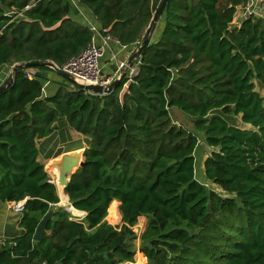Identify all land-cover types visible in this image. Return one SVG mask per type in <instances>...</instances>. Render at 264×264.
<instances>
[{
  "label": "trees",
  "instance_id": "16d2710c",
  "mask_svg": "<svg viewBox=\"0 0 264 264\" xmlns=\"http://www.w3.org/2000/svg\"><path fill=\"white\" fill-rule=\"evenodd\" d=\"M65 1L0 0V78L15 64L63 67L88 47L94 33L68 16ZM248 1L167 0L136 74L127 72L108 95L45 66L14 74L0 94V202L26 203L22 233L2 241L0 264H136L137 239L146 264H264V96L257 90L264 88V20L234 25ZM80 2L107 34L138 49L161 0ZM32 69L61 82L45 95ZM172 109L192 129L176 123ZM64 120L88 141L85 166L64 190L86 214L81 220L58 206L57 186L39 160L38 140ZM199 133L213 149L204 181L228 196L196 178ZM114 201L120 226L107 220ZM50 210L44 238L35 241Z\"/></svg>",
  "mask_w": 264,
  "mask_h": 264
},
{
  "label": "crops",
  "instance_id": "0c3cea01",
  "mask_svg": "<svg viewBox=\"0 0 264 264\" xmlns=\"http://www.w3.org/2000/svg\"><path fill=\"white\" fill-rule=\"evenodd\" d=\"M260 1L264 10V0H260ZM65 7L68 11V16L70 18H73L81 22L83 25L88 26L89 28H91L92 26L97 27L98 33L95 34L94 41L95 44L101 47L104 51V55L100 61V68L102 74L104 77L112 78L113 80L117 79L121 72V71L119 72L120 64L122 62H128V60L133 55V53L136 52L137 48L135 46L132 47L123 46L116 40L110 42L109 44H105L102 34L101 23L98 21V19L93 14V12L86 5L81 3L80 0H66ZM234 25H239V24L236 23ZM30 73L33 75L38 74L44 80L45 82L44 84L48 83L45 89L46 94H47L46 90L48 88L54 89L56 83L61 82L60 78L53 72L39 71L36 69H32ZM1 79L2 78H0V80ZM56 128L57 129L50 137L42 140H38L37 142L38 148L40 150V157H39L40 161H41V157L47 158L50 157L52 154H54L53 149L54 147L56 148L62 142L61 139L64 138L63 134H67V135L75 134L77 136L83 137V139L86 140L84 136L72 130L67 125V122L65 120L57 123ZM51 172H54L53 165ZM114 202L119 203L118 201H114ZM11 204L13 203L0 202V241L13 239L14 237L22 233V230L18 226L20 215L16 216L13 212H10L9 209L11 207Z\"/></svg>",
  "mask_w": 264,
  "mask_h": 264
},
{
  "label": "rangeland",
  "instance_id": "374dc122",
  "mask_svg": "<svg viewBox=\"0 0 264 264\" xmlns=\"http://www.w3.org/2000/svg\"><path fill=\"white\" fill-rule=\"evenodd\" d=\"M263 8V6H262ZM241 14L235 16L236 19V23H240L242 22L243 19H241L240 17ZM263 19H264V13H263ZM12 67L10 69H8V71H6V75L4 76V73L1 75V77H3L0 80V86L7 80L9 74L11 73ZM257 90L261 93L262 96H264V88H262L259 84L257 85ZM219 112L220 114H222V112L220 111H216ZM171 115H172V119L182 125L183 127L192 129V122L190 119H188L187 117H185L178 109H173L171 111ZM224 115V114H222ZM224 117L228 120V122L232 125L238 126L240 128H244V129H251L252 127L250 125L244 124L241 120L240 116H235V115H224ZM64 138L61 139V143L54 149H53V153L50 157H41V162L44 164L45 169L49 170V175L51 176L52 180L54 181V175L51 173L52 167L50 166V164L54 163V166H57L55 164L56 160H58L63 154L66 153H73V152H79V151H83L85 150V148L88 145V141L87 139H83V137L77 136L75 134H63ZM62 135V137H63ZM199 136V145L198 148L195 152V157H196V178L201 181L206 187L213 189L215 191H217L218 193H220L222 196H228L226 193L222 192L217 186H215L214 184H212L209 181H204L205 180V174H204V170H203V163L204 160L211 155L213 149L211 147L208 146V144L205 141V137L202 133L198 134ZM55 182V181H54ZM66 195V194H65ZM61 196V195H60ZM60 201H61V206L64 208H71V204L69 202V199L67 201H64L62 199V197H60ZM7 210V209H6ZM10 212H13L16 216L20 215V213H16L13 209V207H10ZM72 214H75L74 217H76L78 220L82 219L81 218V213L76 212L74 210H72ZM80 215V216H79ZM108 222L114 226H120L122 224V215L120 212V204L117 202H113L112 203V211L111 213L109 212L108 215ZM147 226V218L145 216L141 217L139 219V224L134 228L135 233L137 234V236H141V234L145 231ZM132 245L135 247L136 249V264H146V257L140 252V246H141V241L139 239H137L136 241L132 242Z\"/></svg>",
  "mask_w": 264,
  "mask_h": 264
},
{
  "label": "water",
  "instance_id": "95a60500",
  "mask_svg": "<svg viewBox=\"0 0 264 264\" xmlns=\"http://www.w3.org/2000/svg\"><path fill=\"white\" fill-rule=\"evenodd\" d=\"M166 3H167V0H161L157 9L154 12L153 18H152V20L148 26V29H147V32H146V35L143 39L142 44L136 50V52L130 57V59L127 62V66L121 70L119 77L117 79L113 80L109 85H85V84L79 83L72 75H70L69 73L62 70L57 64H55L52 61L29 62V63H23V64H15L12 67L11 73L9 74L7 80L0 86V94L8 86H10L12 84V82L14 80V74L18 70H20V69H31V68L38 67V66H45V67H49L52 70H54L58 75L65 78L66 80H68L74 86H79V87L83 88L84 90L88 91L90 94L100 95V96L108 95L110 92H112L115 89V87L118 84L121 83V81L126 76L128 70L133 68L135 60L140 58L144 47H146L149 44L150 39H151V35L153 33L154 26L156 25L157 20L160 18L161 14L163 13L164 8L166 6ZM83 153H84V150L80 154H76V152L66 153V154H63L58 160H56L55 164L57 165V167L59 169L58 182H59L60 186L64 187V190L68 186L69 181L71 179V176L79 168H82L85 166ZM52 182L55 183L54 181H52ZM57 190H58V194H59L58 187H57ZM59 196H60V194H59ZM25 203H26V201L24 202V206H25ZM58 206L62 207L61 201L58 204ZM72 210H76V209L73 206H71V208H66V211H68V212L72 213ZM76 211L82 213V216L86 215L84 212H81L78 210H76ZM53 214H54V210H50L42 218V220L38 224L35 235H34L35 241H41L44 238V235L47 231L48 224L53 218ZM73 216H75V214H73Z\"/></svg>",
  "mask_w": 264,
  "mask_h": 264
},
{
  "label": "built area",
  "instance_id": "2783aa9c",
  "mask_svg": "<svg viewBox=\"0 0 264 264\" xmlns=\"http://www.w3.org/2000/svg\"><path fill=\"white\" fill-rule=\"evenodd\" d=\"M263 13L264 10L262 8V4L260 0H249L247 6L243 9H240L236 15L238 17V15L241 14L240 17L243 20L249 17L263 19L262 16ZM234 24H236V21H234ZM91 30L94 33V37H95V34L98 33L97 27L92 26ZM102 34L105 44H109L110 42L115 41V39L111 35L107 34V30H105L103 27H102ZM94 37L92 39V42L80 55L73 57L72 59L69 60L67 64H65L63 67L60 68L65 72L69 73L70 75H72L79 83L85 85H109L113 81V79L104 77L102 74L100 68V61L104 55V51L101 47L95 44ZM126 66H127V62H122L120 64L119 72ZM128 72L130 73V77H132L133 75L136 74L137 68L133 66V68L129 69ZM32 75L33 74L29 73V77H32ZM47 84L48 83L44 84L45 95H46L45 89ZM24 202L25 201L18 203L13 202L11 206L13 207L16 213L21 214L25 207ZM84 216L81 215V218L83 219ZM3 245L4 242L1 241L0 246Z\"/></svg>",
  "mask_w": 264,
  "mask_h": 264
},
{
  "label": "bare ground",
  "instance_id": "6f19581e",
  "mask_svg": "<svg viewBox=\"0 0 264 264\" xmlns=\"http://www.w3.org/2000/svg\"><path fill=\"white\" fill-rule=\"evenodd\" d=\"M81 153V151H79V152H76V154H80ZM52 165H54V163H52L51 164V167H52ZM54 172H56V173H54ZM54 172H51L53 175H54V181H55V184L57 185V187H58V189H59V194L61 195L60 197H62V199L64 200V201H67L68 199H67V195H65V191H64V187L63 186H60L59 185V182H58V178H59V169H58V167L57 166H54ZM76 211V210H75ZM77 212V211H76ZM80 213V212H79Z\"/></svg>",
  "mask_w": 264,
  "mask_h": 264
}]
</instances>
